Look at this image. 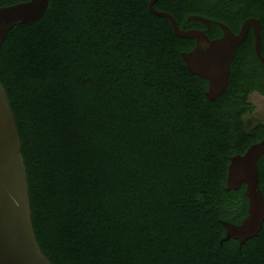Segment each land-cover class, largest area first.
<instances>
[{
	"label": "trees",
	"instance_id": "1",
	"mask_svg": "<svg viewBox=\"0 0 264 264\" xmlns=\"http://www.w3.org/2000/svg\"><path fill=\"white\" fill-rule=\"evenodd\" d=\"M148 1L49 0L1 44L39 248L52 264H264V220L243 244L222 240L221 223L246 215L245 186L224 187L229 157L264 134V123L243 121L248 93L264 94V66L241 59L208 101L206 80L180 56L194 41ZM154 7L181 29L201 26L190 15L264 24V0ZM257 165L264 200V155Z\"/></svg>",
	"mask_w": 264,
	"mask_h": 264
},
{
	"label": "water",
	"instance_id": "2",
	"mask_svg": "<svg viewBox=\"0 0 264 264\" xmlns=\"http://www.w3.org/2000/svg\"><path fill=\"white\" fill-rule=\"evenodd\" d=\"M157 0L148 1L151 14L169 21L173 33L179 38L195 40L189 51L180 52L188 72L207 82L204 96L214 101L224 93L230 75V64L236 48L243 42L248 30L254 34V48L259 60L260 21L255 17L244 19L237 34L224 23L200 15L188 20L205 26L217 25L222 36L210 39L200 29H181L173 15L154 7ZM49 0H26L0 7V47L8 32L16 25L39 19L47 9ZM2 66L0 61V74ZM21 144L7 93L0 82V264H52L37 243L28 194V182ZM264 155V137L250 144L242 154L229 157L225 191L237 190L244 185L247 198L246 215L236 224L221 221L225 228L222 240L235 239L239 244L255 237L264 220V200L259 187L258 159Z\"/></svg>",
	"mask_w": 264,
	"mask_h": 264
},
{
	"label": "flooded vegetation",
	"instance_id": "3",
	"mask_svg": "<svg viewBox=\"0 0 264 264\" xmlns=\"http://www.w3.org/2000/svg\"><path fill=\"white\" fill-rule=\"evenodd\" d=\"M250 17H253V16H250ZM248 18V17H247ZM255 18H257V17H255ZM210 19V18H209ZM244 19H246V18H244ZM257 19H259V21H260V39H261V47H260V53H261V55L264 57V24H263V22L260 20V18H257ZM195 22H197V21H195ZM199 24H201L200 22H198ZM242 23V22H241ZM241 23H240V25H241ZM215 25V24H214ZM240 25H239V27L237 28V29H232L229 25H227L232 31H233V33H235V34H237L238 33V31H239V28H240ZM217 26V25H216ZM191 28H193V29H200V30H203L206 34H207V36L210 38V39H214V38H218V37H221L222 36V31H221V29L219 28V30L217 31V33L216 32H213L214 31V28L212 27V24H210L209 26H205V25H203V24H201V26H193V27H191ZM190 29V28H189ZM193 40V39H192ZM194 41V44H193V46H192V48L194 47V45H195V40H193ZM251 43V45H252V50H249V49H247L246 47H247V44L248 43ZM191 48V49H192ZM190 49V50H191ZM189 51V50H188ZM244 60V61H247V60H250V61H253V63H255L256 64V67L257 66H259V67H262V66H264V64L259 60V58H258V56H257V54H256V52H255V48H254V34H253V30L250 28L249 30H248V32H247V34H246V37H245V39L243 40V42L236 48V51H235V55H234V57H233V59H232V62H231V64H230V71H231V69H232V67L238 62V61H240V60ZM262 84H264V81L263 82H261ZM206 89H207V82H206ZM205 89V90H206ZM204 90V91H205ZM225 92V91H224ZM251 93H256V94H258L259 96H264V94H262V93H260L259 91H257V90H252V91H250L249 93H248V97H249V95L251 94ZM244 121V120H243ZM259 121H256L250 128H247L246 127V129L247 130H250V129H252L257 123H258ZM260 122H262V123H264V121H260ZM246 126V125H245ZM264 137V134L257 140V141H259V140H261L262 138ZM256 141V142H257ZM242 154V153H241ZM262 156V155H261Z\"/></svg>",
	"mask_w": 264,
	"mask_h": 264
},
{
	"label": "rangeland",
	"instance_id": "4",
	"mask_svg": "<svg viewBox=\"0 0 264 264\" xmlns=\"http://www.w3.org/2000/svg\"><path fill=\"white\" fill-rule=\"evenodd\" d=\"M248 101L253 105V111L244 115L243 120L247 128H250L256 121H264V96L251 93Z\"/></svg>",
	"mask_w": 264,
	"mask_h": 264
}]
</instances>
